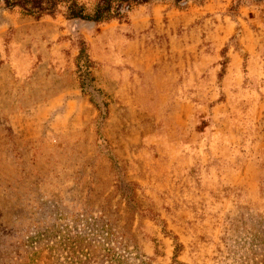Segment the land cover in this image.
I'll return each instance as SVG.
<instances>
[{"label":"rangeland","instance_id":"obj_1","mask_svg":"<svg viewBox=\"0 0 264 264\" xmlns=\"http://www.w3.org/2000/svg\"><path fill=\"white\" fill-rule=\"evenodd\" d=\"M120 10L0 0V264H264V0Z\"/></svg>","mask_w":264,"mask_h":264},{"label":"trees","instance_id":"obj_2","mask_svg":"<svg viewBox=\"0 0 264 264\" xmlns=\"http://www.w3.org/2000/svg\"><path fill=\"white\" fill-rule=\"evenodd\" d=\"M9 8L19 7L28 15H33L37 19L43 15H54L58 10V5H67L68 19H83L94 22L107 21L113 17L121 15L122 6L131 8L136 5L148 3L150 0H101L93 11L89 12L83 5H79L77 0H2ZM116 2L115 6L113 3ZM115 7L116 9H113Z\"/></svg>","mask_w":264,"mask_h":264}]
</instances>
